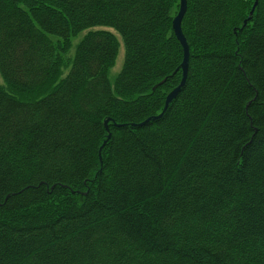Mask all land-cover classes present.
<instances>
[{"label":"trees","instance_id":"trees-1","mask_svg":"<svg viewBox=\"0 0 264 264\" xmlns=\"http://www.w3.org/2000/svg\"><path fill=\"white\" fill-rule=\"evenodd\" d=\"M179 9L0 0V264H264V0H187L163 113Z\"/></svg>","mask_w":264,"mask_h":264},{"label":"rangeland","instance_id":"rangeland-1","mask_svg":"<svg viewBox=\"0 0 264 264\" xmlns=\"http://www.w3.org/2000/svg\"><path fill=\"white\" fill-rule=\"evenodd\" d=\"M105 30L112 32L117 37L118 42H119L118 58H117L115 66L112 68V70L110 71V74H109V80L111 82V85H114L118 75L120 74V72L123 69L124 58H125V47H124V42H123L122 36L118 32H116L115 30L110 29V28H105ZM85 34H86V32L82 33L81 35H79L75 38H72L71 43H70V48L66 53H62V49H65V47L61 49L62 44L58 43V42L56 43L57 44V50H58L57 56L60 59L59 62L63 63V65H65V67H63V69H62V76L63 77H65L68 74L70 66H71L73 59L75 57L77 47L80 44L83 37L85 36ZM54 41L56 42L57 40L55 39ZM0 87L6 88V83H5V80H4L1 72H0Z\"/></svg>","mask_w":264,"mask_h":264},{"label":"water","instance_id":"water-1","mask_svg":"<svg viewBox=\"0 0 264 264\" xmlns=\"http://www.w3.org/2000/svg\"><path fill=\"white\" fill-rule=\"evenodd\" d=\"M256 4H257V2H256ZM186 11H187V0H180V9H179L178 15L174 19L173 28H174L175 35L178 38V40L180 41V43L183 47V51H184V59H183V64H182L183 78H182V81H181V84L179 85V87L177 89H175L168 96L163 113L168 109L171 102H173V100H175L177 98V96L181 92L182 88L184 87V85L187 81V77H188L189 57H190L189 56V46H188L187 40H186V38L183 34V31H182V21H183L185 14H186ZM110 138H111V136L109 135L108 140ZM105 144H107V141L104 143V145Z\"/></svg>","mask_w":264,"mask_h":264}]
</instances>
